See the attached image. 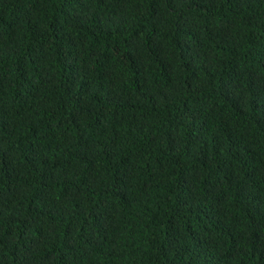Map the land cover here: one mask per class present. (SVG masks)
<instances>
[{
    "label": "trees",
    "instance_id": "16d2710c",
    "mask_svg": "<svg viewBox=\"0 0 264 264\" xmlns=\"http://www.w3.org/2000/svg\"><path fill=\"white\" fill-rule=\"evenodd\" d=\"M0 264H264V0H0Z\"/></svg>",
    "mask_w": 264,
    "mask_h": 264
}]
</instances>
